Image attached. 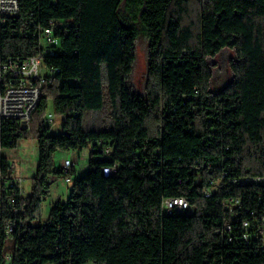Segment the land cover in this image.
<instances>
[{"label":"trees","instance_id":"1","mask_svg":"<svg viewBox=\"0 0 264 264\" xmlns=\"http://www.w3.org/2000/svg\"><path fill=\"white\" fill-rule=\"evenodd\" d=\"M124 1L22 0L15 35L4 34L5 54L21 59L40 50L39 27L57 26L60 42L44 59L54 75L30 130L12 138L5 123L4 146L34 133L39 158L12 252L0 186V264L7 253L12 264H264L261 241L246 244L234 229L229 243L224 233L247 220L254 234L264 219V184L229 183L264 178V0H128L123 15L135 6L149 41L144 94L131 82L138 28L122 21ZM225 49L235 52L230 80L214 86L209 58ZM89 146V170L75 178L72 169L68 197L45 218L51 179L65 174L56 154ZM170 197L196 212L167 215Z\"/></svg>","mask_w":264,"mask_h":264},{"label":"built area","instance_id":"2","mask_svg":"<svg viewBox=\"0 0 264 264\" xmlns=\"http://www.w3.org/2000/svg\"><path fill=\"white\" fill-rule=\"evenodd\" d=\"M22 0H0V186L9 193V205L12 209L13 217L8 222L5 234L7 239H12L14 233L20 232L25 226L23 218L24 208L21 201L26 197L23 176L16 173L17 166L12 161V155L6 154L10 150L4 146V128L5 123L11 130L12 138L22 131L30 130L33 114L41 100L42 85L51 81L53 78L52 69L45 64L46 56H55L57 46L60 42L54 24L46 27H39L40 50L26 58L7 55L3 51V37L5 32L10 31L15 35V24L20 18ZM24 29H21V31ZM54 114L49 113L47 121L52 123ZM27 125L25 129L24 126ZM103 142L101 141V144ZM104 144H102V147ZM101 147V148H102ZM12 150V149H11ZM105 156L112 153L111 149L102 148ZM7 164V170L4 166ZM65 174L62 176L69 183H72L73 176L70 174L75 166L71 159H65L63 164ZM116 166H106L103 173L114 174ZM35 173V172H34ZM229 169L225 170L224 177L228 176ZM34 175V174H33ZM232 184H264L262 177H242L229 180ZM206 195L210 192L207 190ZM232 199L225 202L226 207ZM235 206L240 205V201H235ZM229 204V205H228ZM163 209L167 215L175 212L186 211L196 212V209L190 204L187 197H170L164 200ZM251 222L244 220L241 226L227 223L224 227V233L229 243L233 242L232 231L234 229L241 231L242 239L246 244H253L252 239L262 242L264 250V219L262 225L258 227V232L250 233ZM240 239L237 237V240ZM259 250L256 249L255 252ZM3 264H12V254L7 253Z\"/></svg>","mask_w":264,"mask_h":264},{"label":"rangeland","instance_id":"3","mask_svg":"<svg viewBox=\"0 0 264 264\" xmlns=\"http://www.w3.org/2000/svg\"><path fill=\"white\" fill-rule=\"evenodd\" d=\"M128 0H125L120 8V17L125 24H134L138 28L137 39V59L134 70L131 75V82L133 86L141 93L144 94L146 90L147 72H148V57H149V41L144 31L143 24L137 9L134 6L130 13L129 19L123 15L124 6ZM235 56L232 49H225L222 53L214 58H209V64L214 73V86L225 87L230 80L229 63ZM48 113L53 112L52 100L49 102L47 109ZM62 131V118L55 116L52 122L51 132L59 134ZM93 147L89 146L84 150L77 151H63L58 152L55 156V163L57 167H61L66 158L75 162V168L78 171L83 170L84 173L89 170V159ZM6 154L12 155V161L17 166L16 173L23 176L24 187L26 193L29 195L32 189V176L36 170L39 158L38 140L34 133L27 138L20 139L18 146L12 150L6 151ZM75 170V169H74ZM50 194L43 201V215L46 218L50 212L53 204L59 199H66L73 184L67 182L64 177L53 176ZM12 240L7 241V251L12 252L9 248L12 245Z\"/></svg>","mask_w":264,"mask_h":264},{"label":"crops","instance_id":"4","mask_svg":"<svg viewBox=\"0 0 264 264\" xmlns=\"http://www.w3.org/2000/svg\"><path fill=\"white\" fill-rule=\"evenodd\" d=\"M66 159H68V158H66ZM74 172H73V176L75 177V178H77V177H79V176H81L83 173H84V171L83 170H81V171H78L75 167H74ZM69 194V193H68ZM67 197H68V195H67ZM66 197V198H67ZM62 200H65V199H62Z\"/></svg>","mask_w":264,"mask_h":264},{"label":"bare ground","instance_id":"5","mask_svg":"<svg viewBox=\"0 0 264 264\" xmlns=\"http://www.w3.org/2000/svg\"><path fill=\"white\" fill-rule=\"evenodd\" d=\"M105 175H108L110 173H104ZM72 184H73V179H72ZM176 214H185V215H192L195 212H186V211H179V212H175Z\"/></svg>","mask_w":264,"mask_h":264},{"label":"water","instance_id":"6","mask_svg":"<svg viewBox=\"0 0 264 264\" xmlns=\"http://www.w3.org/2000/svg\"><path fill=\"white\" fill-rule=\"evenodd\" d=\"M24 128L26 129L27 128V125H25Z\"/></svg>","mask_w":264,"mask_h":264}]
</instances>
